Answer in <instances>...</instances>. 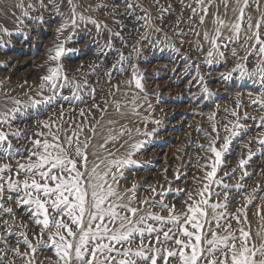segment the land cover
Segmentation results:
<instances>
[{"label": "snow or ice", "instance_id": "snow-or-ice-1", "mask_svg": "<svg viewBox=\"0 0 264 264\" xmlns=\"http://www.w3.org/2000/svg\"><path fill=\"white\" fill-rule=\"evenodd\" d=\"M175 3L181 6L179 13L173 0H149L147 6L143 0H106L95 5L96 10L105 12V19L110 18L114 27L105 20L86 16L84 13L93 5L84 7L81 0H14L8 8L0 6V15L14 18L21 35L29 24L35 26L30 31L38 30L45 23L44 12L60 19L55 28V42L46 52L47 71L40 77L35 94L29 86L24 93L27 99L22 101L4 91V109L0 110V264H264V203H254L264 202V195L258 194L264 193V188L258 184L245 194L242 183L225 182L233 179L237 171L236 168L225 171L228 165L224 158L231 154L233 139L252 129L228 121L221 126L226 135L221 136L216 124L212 125L214 137L204 133L209 144L207 147L201 144L200 148L210 153L202 158L207 161L202 165L204 175L193 178L195 189H177L173 193L186 196L178 210L175 204L165 202L171 189L161 187L158 192L149 186L146 191L154 195L140 198L137 192L142 185L133 183L130 188H121V181L128 179L125 172L146 167L134 157L145 151L151 141L130 143L132 130L121 125L119 131L109 127L103 143L94 144L101 122L87 117L94 110L106 113L107 100L103 101V108L99 103L81 108L79 115L84 119L79 123L63 119L61 101L85 103L80 95L84 89L89 90L88 95L95 101L96 88L100 86L99 82L95 87L89 85L87 79L83 83L69 79L62 62L66 55L79 51L65 45L73 42L77 29L89 24L95 28L97 59L107 58L109 53L116 57L105 70L107 83L111 85L107 95L115 96L121 84L146 91L143 74L134 61L142 56V43L179 54L180 49L170 42L167 28L173 35L184 37L179 41L181 45L187 42V36L194 34L197 37L194 47L204 56V66L212 68L219 64L227 69L219 73L220 81L234 78L250 81L252 89L247 95L251 104L255 110L264 112V2L175 0ZM79 8L83 11H78ZM185 10L189 13L186 20ZM33 12L37 14L32 15ZM171 16H176V20L169 25L166 21ZM181 25L189 31L185 33ZM66 31L69 34L64 36ZM125 31L129 33L127 37L122 35ZM104 32L108 33L107 40L100 44ZM132 33L139 34V38L130 44L134 39ZM153 33L163 34L164 38L153 40ZM0 34V48H5L8 41L3 36L11 37L13 32L0 24ZM113 39L119 41L120 48ZM122 49L130 51L125 54ZM184 58L192 60L190 56ZM229 60L234 62L231 67ZM100 66L89 65L93 71L88 75H96L94 69ZM192 66L203 85L200 98L207 101L214 93L200 74V62L193 61ZM128 71V80L112 84L115 73ZM208 76L211 77V72ZM27 83L25 80L18 86L23 88ZM64 89L71 95H64ZM136 99V96L132 99L134 105ZM9 102L12 107H8ZM55 105H59L58 113L51 111ZM115 107L119 113V102ZM148 108H152L151 103ZM216 115L211 113L209 119ZM230 115L239 120L236 110ZM243 119L253 121L257 135L250 136L249 143L243 145L248 153L247 158L239 160L241 181L251 175L245 166L255 155L250 148L253 141L259 145L257 151L264 155V115L254 117L245 113ZM149 122L161 123L145 119V127ZM107 123L114 125L118 121L110 119ZM158 131L153 128L140 133L136 129L144 137H154ZM121 148L125 149L123 156L117 155ZM218 172H223L219 178ZM233 190L244 199L234 212L229 211L237 203ZM249 206L255 209L253 215L260 222V230L255 233L248 216ZM157 208L159 212L154 211Z\"/></svg>", "mask_w": 264, "mask_h": 264}, {"label": "rangeland", "instance_id": "rangeland-1", "mask_svg": "<svg viewBox=\"0 0 264 264\" xmlns=\"http://www.w3.org/2000/svg\"><path fill=\"white\" fill-rule=\"evenodd\" d=\"M13 2L14 0H0V6L8 8ZM102 2H106V0H81V4L84 7L89 4L93 5L84 14L99 20H105L110 27H114L110 18L105 19V12L103 10L98 11L95 8V5ZM148 2L149 0H143L145 6H147ZM186 2H190V0H186ZM173 5L177 13H179L181 6L175 3V0H173ZM64 10L66 11V8ZM78 11H83V8H79ZM221 11H223L222 8ZM31 14L36 15L37 13L33 12ZM188 14V11L185 10L183 13L185 20ZM17 15H19V11H17ZM43 15L45 23L39 26L36 31H30L35 26L29 24L28 28L23 29V35L17 33V25L14 23V18L0 15V24H3V26L13 32L11 37L3 36V39L8 41V44L5 48H0V65H3L0 66V81L3 82L2 86H0V110L4 109V91H9L12 97L24 101L27 99L24 93L29 90V86H31V93L34 95L40 83V77L46 74V52L55 42V28L59 26L60 19L50 16L48 12H44ZM152 15H156L155 10L152 11ZM175 20L176 16H171L166 23L172 25ZM131 27L132 25L129 24V28ZM208 27L211 28L210 22ZM181 28L185 33L189 31L183 25H181ZM114 30L118 29L114 28ZM69 31H66L63 35L67 36ZM89 31L91 35H89ZM165 31L171 37L170 42L180 49L179 54L171 49L161 51L160 46L153 47L148 43H142V56L134 62L138 64L140 73L143 74V83L146 91L140 92L134 86L128 88L125 84H121L120 91L116 92L115 96H109L107 93L111 85L107 83L108 78L105 70L110 68L116 59L115 54L109 53L107 58L101 56L97 59L95 53L98 45L95 43V28L89 24L86 27L77 29L75 35H73V42L65 46L78 49L79 51L70 53L62 58L65 71L69 74V79H74L81 83H83L84 79H87L89 85L95 87L99 82L100 86L96 88L95 101L88 95V89H84L80 93L85 103L61 101L64 108V121L79 123L84 119L79 115L81 108L90 107L92 103H99L101 108H103L105 107L103 101L107 100L106 113L102 114L94 110L92 115L87 117L88 120L93 122L94 120L101 122V125L98 126L100 134L93 141L94 144L103 143L104 138L109 135V127L119 131L121 125L132 130L130 143L145 139L151 141L145 151L134 157L146 167L133 168L131 171L125 172L128 179L121 181V188H130L133 183L142 185L137 192L140 198L154 195L146 191L149 186L155 187L158 192L161 187L166 190L171 189L172 191L165 197V202L175 204L178 210L181 208V202L186 199V196L183 193L180 195H173V193L177 189L187 188L189 191L195 189L197 184L193 183V178L203 177L204 175L205 170L202 165L207 163V161L202 158L210 155V153L200 148L201 144L205 145V147L209 144V140L204 133H209L214 137L215 133L212 132V125L216 124L217 128L221 130V136H223L227 133L222 130V124L228 123V121H232L233 124L239 122L252 129V131L246 135L242 133L240 137L233 139L229 148L231 154L224 158L225 163L228 165L225 171H231L233 168H236L237 171L233 179H225V182L230 185H235L238 182L242 183L244 185L242 192L245 194L256 188L258 184L261 188H264V155L257 151L259 145L255 141L250 144V148L255 155L248 165L245 166V170L251 175L243 181L240 180L243 172L239 170V160L247 158L248 153V149L244 148L243 145L249 143L250 136L255 137L257 135L255 124L252 120L243 119L244 114L248 113L254 117L264 115V112L255 110V106L251 104L247 95L248 91L252 89L251 82L238 78L220 81L219 73L227 71V69L219 64L214 65L212 68L204 66V56L198 53L194 47V43L197 40L194 34L187 36V42L181 45L179 41L184 39V37L173 35L167 28ZM122 35L127 37L129 33L125 31ZM132 35L134 39L129 41L130 44L139 38L137 33H132ZM107 36L108 33L104 32L99 43L103 44L107 40ZM151 38L156 40L164 37L163 34L153 33ZM113 43L117 48L121 47L119 41L113 39ZM122 50L125 51V54L130 51V49ZM206 51L207 45L205 46ZM186 56H190L192 60H185L184 57ZM193 61L200 62V74L204 75L208 89L214 93L207 101L200 98L202 97L203 85L196 78L197 73L192 66ZM94 63L101 66L94 69L96 75H88V73L93 71V69L89 68V65ZM233 63V61L229 60L228 66L231 67ZM42 64L45 66L39 67ZM81 65H84V67L77 72L76 70ZM209 72H211V77L208 76ZM129 78L130 71L124 74L115 73L112 84L128 80ZM25 80L28 82L27 85L23 88L19 87L18 85L23 84ZM63 94L71 95V92L68 89H64ZM134 96L137 97L135 105L132 103ZM116 102H119L121 106L119 113L116 111ZM238 102L239 107H237ZM149 103L152 104L151 109L148 108ZM217 105H219V109ZM134 106L136 107V112H133ZM8 107H12L11 102L8 103ZM225 109L228 111L225 112ZM232 110L237 111L239 120H237V117L230 115ZM51 111L58 113L59 105H55ZM213 112H216L217 115L213 119H209L210 114ZM136 113L139 114L137 115ZM49 114L46 113L45 115ZM110 119L118 121V123L108 125L107 121ZM145 119L148 121L158 120L161 123L156 125L149 122L147 127H145L143 123ZM65 126H67V123ZM137 128L140 129V133L150 132L153 128H158L159 131L154 137H144L136 132ZM125 139H128V137H125ZM222 142L221 140L220 143ZM101 154L103 155L104 153ZM124 154V148H121L117 153L119 156ZM222 175L223 172H218L217 178ZM233 194L236 196L237 203H233L229 208V211L232 212L235 211L236 207L244 203L243 195L236 193L235 190H233ZM258 194L264 195V193ZM157 199L159 198L157 197ZM254 203L261 204L264 202L256 200ZM154 211L159 212L160 209L157 208ZM254 211L255 209L249 206L248 216L252 230L255 233L260 230V222L253 215ZM164 214L166 215V213Z\"/></svg>", "mask_w": 264, "mask_h": 264}]
</instances>
